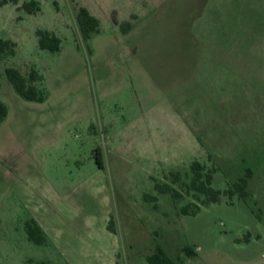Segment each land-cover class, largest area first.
<instances>
[{
	"label": "rangeland",
	"instance_id": "obj_1",
	"mask_svg": "<svg viewBox=\"0 0 264 264\" xmlns=\"http://www.w3.org/2000/svg\"><path fill=\"white\" fill-rule=\"evenodd\" d=\"M24 1L0 5L15 42L0 55V264H148L156 244L175 264H264V0ZM79 6L99 20L89 39ZM6 67L36 68L47 98L21 97ZM194 158L222 192L183 213L193 198L155 182L187 179ZM247 169L248 195L224 192Z\"/></svg>",
	"mask_w": 264,
	"mask_h": 264
},
{
	"label": "trees",
	"instance_id": "obj_2",
	"mask_svg": "<svg viewBox=\"0 0 264 264\" xmlns=\"http://www.w3.org/2000/svg\"><path fill=\"white\" fill-rule=\"evenodd\" d=\"M8 1L17 3L18 0H0V5ZM56 2V0H55ZM27 12H36L40 9L37 0H25L21 5ZM76 21L82 36L85 39L97 32L99 29V20L93 15L85 6L77 7ZM39 36L38 43L42 48L50 50H59L60 37L54 31L48 29H38ZM15 53V42L11 39L0 37V55L3 53ZM6 76L12 83L15 91L27 100L44 101L47 96V90L42 85V75L34 67H31L27 74H23L16 67H6ZM8 113L7 104L0 100V123L6 118ZM96 161L99 166H102L101 151L96 148ZM171 181H156L155 188L157 192H169L173 199L182 197L184 194L190 195L193 199L180 206V211L183 213H196L202 205L210 202H215L220 199L221 190L212 186V168L198 159L194 158L189 164V170L184 172L187 179H181V172L179 170L171 171ZM251 176V169L246 170V174L240 177L232 185L224 190V192L232 195L238 192L239 196L244 198L248 195V177ZM180 181L179 187H175L172 183ZM144 197L153 201V206H157V196L155 194H145ZM112 221L109 222V226ZM111 228V227H110ZM25 230L30 240L41 244L48 240L47 233L40 225V223L33 217L25 221ZM188 255L195 254V250L191 247H184ZM148 264H175L174 260L170 258L164 248L156 244L154 250L145 256ZM26 264H31L30 262ZM36 264H51L47 261L41 260Z\"/></svg>",
	"mask_w": 264,
	"mask_h": 264
},
{
	"label": "crops",
	"instance_id": "obj_3",
	"mask_svg": "<svg viewBox=\"0 0 264 264\" xmlns=\"http://www.w3.org/2000/svg\"><path fill=\"white\" fill-rule=\"evenodd\" d=\"M41 225V224H40ZM42 226V225H41ZM44 229V228H43Z\"/></svg>",
	"mask_w": 264,
	"mask_h": 264
}]
</instances>
